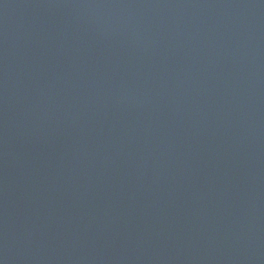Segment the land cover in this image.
<instances>
[{
    "label": "water",
    "instance_id": "95a60500",
    "mask_svg": "<svg viewBox=\"0 0 264 264\" xmlns=\"http://www.w3.org/2000/svg\"><path fill=\"white\" fill-rule=\"evenodd\" d=\"M0 264H264V0H0Z\"/></svg>",
    "mask_w": 264,
    "mask_h": 264
}]
</instances>
